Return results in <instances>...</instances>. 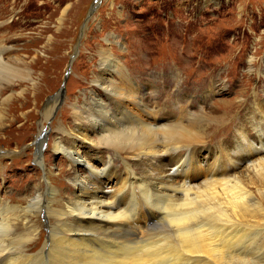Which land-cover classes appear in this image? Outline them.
<instances>
[{"label":"bare ground","instance_id":"obj_1","mask_svg":"<svg viewBox=\"0 0 264 264\" xmlns=\"http://www.w3.org/2000/svg\"><path fill=\"white\" fill-rule=\"evenodd\" d=\"M53 41H47L43 52L50 54ZM11 49L4 44L0 46V95L14 90L2 99L0 131L11 126L6 121L12 102L23 98L29 104L25 99L29 91L34 92L33 105L42 104L38 111L41 121L35 136L38 152L35 158L45 163V155L39 151L46 141L54 113L64 105V94L61 92L44 102L45 93L40 84L49 69L48 59L41 66L45 71L37 77L32 69L35 61L28 63L26 57L15 54V46ZM5 54L9 57L5 58ZM115 61L108 51L103 53L101 70L104 75L115 73L113 70L119 68V62ZM127 79L129 81L128 76ZM171 79L175 83V78ZM93 81L96 90L101 88L108 93V103L101 100L94 89L87 103L86 100L80 105L75 102L71 114H66L76 127L65 122L64 128L57 126L60 137L51 138L55 152H63L92 176L69 180L80 192L78 197L69 199L63 197L60 185L58 187L55 182L66 175L64 170L52 174L46 168L43 169L45 176H41L43 181L33 188L32 194L16 203L3 201L6 204L0 207V264H264L262 113L257 111L249 119L248 126L257 130L254 131L255 141L238 132L235 145H230L232 149L222 150L226 143L222 138L215 144H205L213 141L215 130L228 123L233 103L226 105L224 110L218 108L223 113L218 117L205 118L202 113L191 115L188 123H168L164 117L173 115L172 111L152 114L140 106L143 97L139 91L144 85L133 86L131 80L132 89L102 77ZM219 81L214 79L209 84L213 86L211 94L230 92L229 85L223 90L217 87ZM18 86L23 89L14 93ZM172 87H163L156 101L158 105L163 97L166 101L173 100L174 96L169 93ZM260 89L257 88L258 95L254 96L250 107L257 101H264ZM235 93L236 88L228 94ZM209 97L205 96L207 102ZM111 98L115 99L113 104ZM126 102L132 104L137 113L141 109L144 117L151 115V121L137 117L136 112L128 110ZM242 105L236 106L241 108ZM182 106L191 108L193 102L181 99ZM180 107L176 112L184 117L189 109L184 111L186 109L180 110ZM236 123L237 129L239 122ZM89 131L94 133L95 140L88 137ZM89 141L93 142L89 144ZM87 144L98 153H102L98 148H108L124 154L129 162L123 163L125 171L118 172L123 177L111 174L113 164L108 154L103 159L101 155V164L95 165L97 167L88 164L80 150ZM216 144H219L220 154L212 165L195 164L203 150L209 147L212 153ZM187 149L192 153L190 162L183 158ZM196 150L199 155L193 154ZM170 162L173 167L169 169ZM228 164H232L230 169L226 168ZM239 166L243 168L241 172ZM208 170L210 173L202 180L201 173ZM79 172L80 175L84 173ZM103 175H107L108 183ZM120 180V190L113 194ZM94 181L101 182L102 188L94 185ZM139 221H142L141 227L136 226ZM151 221H156V225L150 226Z\"/></svg>","mask_w":264,"mask_h":264},{"label":"rangeland","instance_id":"obj_2","mask_svg":"<svg viewBox=\"0 0 264 264\" xmlns=\"http://www.w3.org/2000/svg\"><path fill=\"white\" fill-rule=\"evenodd\" d=\"M49 39H54L50 54L42 49ZM3 44L11 51V47L15 46V54L26 57L28 63L35 61L32 69L36 76L45 71L41 66L48 59L49 69L40 84L41 91L45 93L44 102L61 92L65 102L54 113L46 141L39 151L45 155V163L42 160L37 162L35 158L36 135L41 121L38 111L42 104L34 106V92L29 91L25 99L29 104L22 98L8 107L6 122L11 126L0 131V155L3 156L0 159V207L32 194L33 188L43 181V169L46 168L52 174L60 170L66 173L67 176L63 175L55 181L58 187L60 185L64 198L80 195L78 187L69 180L80 176L83 179L91 173L79 166L81 164L73 163L63 152H55L51 138L60 137L57 126L64 128L65 122L72 128L76 127L72 125L74 120L66 114H71L75 102L78 105L85 100L88 102L96 88L93 81L96 77L132 89L136 84L144 85V89L139 91L143 97L140 106L146 107L147 113L152 114L172 111L173 115L164 117L168 123H188L191 115L202 113L205 118L218 117L223 114L218 108L224 110L233 103L234 115L228 116V123L215 130L213 141L205 144H215L222 138L226 142L222 150L226 147L232 149L230 145L238 139V132L246 134L244 138L255 141L257 130L248 126L249 119L257 111L264 117V101L263 104L257 101L250 107L254 96L258 95L257 88H261L259 94L264 93V0H0V46ZM107 51L119 62V68L113 70L115 73L104 75L101 60ZM127 76L130 82L133 81V86ZM214 79L220 80L216 86L222 90L229 85L230 92L224 90L222 94H226L223 95L211 94L213 86L209 84ZM22 86L16 87L14 93L21 92ZM163 87H172L169 93L174 97L169 101L163 97L158 105L156 101ZM235 88L236 96L229 95ZM100 89L96 90L99 98L107 102L108 93ZM13 91L10 89L4 95ZM4 95H0V108L4 106L1 104ZM205 96H210L209 102ZM181 99L192 101L193 106L187 109L180 107ZM110 101L113 104L115 99ZM238 102L243 104L241 108L236 106L240 105ZM111 107L114 109V105ZM126 107L136 112L132 104L127 103ZM177 107L189 111L181 117L177 114ZM136 116L144 117L141 109ZM150 117L148 115L143 119L151 121ZM237 121L239 126L236 129ZM88 137L95 140L92 131L88 132ZM218 147L219 144L214 145L212 153L209 147L200 155L198 150L194 151L193 154L199 155L195 164L204 167L212 165L219 157ZM94 149L88 144L80 148L82 155L88 159L87 163L97 167L95 165L101 164V155L103 159L108 154L113 164L111 174L122 178L119 173L124 170L123 163L129 162L125 155L116 153L114 149L98 148L103 154ZM191 154L190 149L184 150L183 158L190 162ZM231 165L226 168L230 169ZM171 167L172 162L168 165L169 169ZM239 167L241 172L243 168ZM78 170L84 173L80 175ZM209 173V170L201 173L202 180ZM103 178L106 183L109 182L107 175ZM93 184L101 187V182L94 181ZM116 186L117 191L113 194L119 192L121 180ZM149 225L155 226L156 221H151ZM136 226L141 227L142 221Z\"/></svg>","mask_w":264,"mask_h":264}]
</instances>
